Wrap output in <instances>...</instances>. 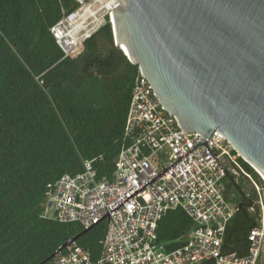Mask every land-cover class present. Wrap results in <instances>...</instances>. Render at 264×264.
Here are the masks:
<instances>
[{"label": "trees", "instance_id": "1", "mask_svg": "<svg viewBox=\"0 0 264 264\" xmlns=\"http://www.w3.org/2000/svg\"><path fill=\"white\" fill-rule=\"evenodd\" d=\"M77 6L76 0H0V264H54L58 248L84 229L42 216L46 186L80 173L84 161L98 178L110 179L131 142L124 129L138 67L116 47L110 24L73 58H63L50 32ZM237 161L250 187L235 176L224 179L237 211L227 223L222 253L243 257L249 231L259 225L260 193L253 183L262 182L248 163ZM194 228L182 209L168 211L156 242L174 251ZM105 231L103 221L75 243L95 261Z\"/></svg>", "mask_w": 264, "mask_h": 264}, {"label": "built area", "instance_id": "2", "mask_svg": "<svg viewBox=\"0 0 264 264\" xmlns=\"http://www.w3.org/2000/svg\"><path fill=\"white\" fill-rule=\"evenodd\" d=\"M77 2V8L50 29L63 58L76 57L85 41L107 23L112 30L110 13L123 3ZM124 131L131 142L116 158L110 179L98 178L92 163L84 161L80 173L63 175L46 186L43 217L84 230L106 222L97 260L72 243L54 256V264H259L264 254L260 197L259 225L249 231L246 255L222 253L227 223L237 211L225 196L224 179L243 174L251 180L223 134L215 130L206 137L182 130L139 68ZM177 208L192 219L195 228L182 247L167 252L157 244L156 230L163 215Z\"/></svg>", "mask_w": 264, "mask_h": 264}, {"label": "water", "instance_id": "3", "mask_svg": "<svg viewBox=\"0 0 264 264\" xmlns=\"http://www.w3.org/2000/svg\"><path fill=\"white\" fill-rule=\"evenodd\" d=\"M122 1L110 13L115 45L162 107L187 133L217 130L264 174V0Z\"/></svg>", "mask_w": 264, "mask_h": 264}, {"label": "rangeland", "instance_id": "4", "mask_svg": "<svg viewBox=\"0 0 264 264\" xmlns=\"http://www.w3.org/2000/svg\"><path fill=\"white\" fill-rule=\"evenodd\" d=\"M259 176H260V175H259ZM237 178H238V180H241L242 176L239 174ZM260 179H261L262 184H261V186L258 185V188H259L260 198H261V200H262V204H263V206H264V180H263L261 177H260ZM241 181H242V183L244 184L245 187H247V188L250 187L248 183L243 182V180H241ZM261 187H262V188H261ZM229 201H230L231 203L235 204V203H234L233 201H231L230 199H229ZM263 261H264V256L261 258V264L263 263Z\"/></svg>", "mask_w": 264, "mask_h": 264}, {"label": "bare ground", "instance_id": "5", "mask_svg": "<svg viewBox=\"0 0 264 264\" xmlns=\"http://www.w3.org/2000/svg\"><path fill=\"white\" fill-rule=\"evenodd\" d=\"M125 54H126V52H125ZM128 54V53H127ZM129 55V54H128ZM250 163V162H249ZM251 164V163H250ZM251 166L253 167V169L256 171V173L258 174V175H260V177L264 180V174H263V172L259 169V168H257L256 166H254L253 164H251Z\"/></svg>", "mask_w": 264, "mask_h": 264}, {"label": "crops", "instance_id": "6", "mask_svg": "<svg viewBox=\"0 0 264 264\" xmlns=\"http://www.w3.org/2000/svg\"><path fill=\"white\" fill-rule=\"evenodd\" d=\"M224 187H225V184H224ZM225 196H226V198H227V194H226V192H225ZM228 199V198H227ZM229 200V199H228Z\"/></svg>", "mask_w": 264, "mask_h": 264}, {"label": "clouds", "instance_id": "7", "mask_svg": "<svg viewBox=\"0 0 264 264\" xmlns=\"http://www.w3.org/2000/svg\"><path fill=\"white\" fill-rule=\"evenodd\" d=\"M228 177V176H227ZM231 177V176H230Z\"/></svg>", "mask_w": 264, "mask_h": 264}]
</instances>
